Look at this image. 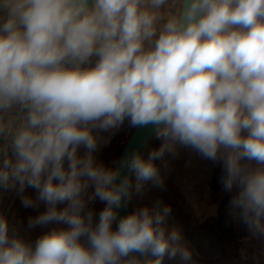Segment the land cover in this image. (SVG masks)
I'll list each match as a JSON object with an SVG mask.
<instances>
[{
    "label": "clouds",
    "instance_id": "9594fccd",
    "mask_svg": "<svg viewBox=\"0 0 264 264\" xmlns=\"http://www.w3.org/2000/svg\"><path fill=\"white\" fill-rule=\"evenodd\" d=\"M126 119L160 146L97 162ZM177 146L222 163L230 214L264 235V0H0V190L46 205L29 228L67 226L32 244L0 214V264H190L170 206L118 212Z\"/></svg>",
    "mask_w": 264,
    "mask_h": 264
},
{
    "label": "crops",
    "instance_id": "0c3cea01",
    "mask_svg": "<svg viewBox=\"0 0 264 264\" xmlns=\"http://www.w3.org/2000/svg\"><path fill=\"white\" fill-rule=\"evenodd\" d=\"M117 131H111V145L116 140L118 144L119 137L116 139L114 136ZM116 147L112 155H106L107 164L105 153L97 148L94 153L97 162L102 161L112 167L118 145ZM84 151L80 149L81 154ZM165 159L166 163H172L171 168L163 166L168 182L162 190L149 187L145 198L137 200L136 208L151 207L157 201L171 207L168 227H177L181 231L184 243L192 252L190 264H264V235H254L247 225L230 214L229 201L237 189L234 188L233 192L223 189L222 163L204 159L196 151L180 146H177L176 156L166 154ZM24 195L35 198L36 192L26 188ZM105 206L97 199L88 205V209L94 212V219L98 221V214ZM130 208L131 212L134 211L133 198ZM45 210L44 203H40L38 208H25L15 190H0V211L8 219L10 227L26 242L34 244L52 227H67L49 224L29 228V218ZM165 260L170 264H181L179 257Z\"/></svg>",
    "mask_w": 264,
    "mask_h": 264
},
{
    "label": "rangeland",
    "instance_id": "374dc122",
    "mask_svg": "<svg viewBox=\"0 0 264 264\" xmlns=\"http://www.w3.org/2000/svg\"><path fill=\"white\" fill-rule=\"evenodd\" d=\"M136 127H132L130 126L128 120L126 119L123 123L122 126H120L118 129H115V130H119L117 131V133H114V136L116 137H119V140H118V144H117V140L111 145L110 143V137H111V131L109 132H99L98 133V136L100 137V143H99V146H98V149L100 148L101 150H103V153H105V164H107V154H110L112 155V153L115 151V148H117L116 146L118 145V149L116 150L117 152H115L116 156L113 158V165L112 167H115L116 166V163H117V160L126 144V142L128 141L129 137L131 136L132 132L134 131ZM116 132V131H115ZM110 136V137H109ZM114 137V138H115ZM162 143L161 140H158L156 139L155 137L151 140L150 144L148 145V147L145 149V151L143 152V155L145 156V158L147 157L148 155V152L152 149V148H157L160 146V144ZM109 152V153H108ZM157 164V166L159 167L160 169V174L163 178V187H156V186H153L151 184V182H149L148 184L145 185L144 187V190L142 191V193L140 194H134L133 195V207H134V210L136 209V202L137 200L141 199L143 200L146 196V193L147 191L149 190V187L151 188L152 186L153 187H156L158 190H162V188L165 187V184L168 182V176L167 174L164 172L163 170V166H166L168 168H171L172 167V163H166V159L164 157L163 160H158L155 162ZM134 179V177H133ZM160 192V191H159ZM4 193L1 192V196H3ZM0 214H3V212L1 213L0 211ZM113 230H115V226L113 225Z\"/></svg>",
    "mask_w": 264,
    "mask_h": 264
},
{
    "label": "water",
    "instance_id": "95a60500",
    "mask_svg": "<svg viewBox=\"0 0 264 264\" xmlns=\"http://www.w3.org/2000/svg\"><path fill=\"white\" fill-rule=\"evenodd\" d=\"M155 137V132L152 129L151 126L149 127H136L134 131L132 132L131 136L129 137L128 141L126 142L118 160L116 163V166H118V162L125 158L126 156L132 154L133 152H140L143 154L145 149L148 147L150 144L151 140ZM124 174H128L126 171ZM119 182V181H117ZM119 212V217H123L127 214L131 213V208H130V202L128 205L120 210ZM115 227L117 226L116 222H114ZM163 264H170L168 263L165 259L163 261Z\"/></svg>",
    "mask_w": 264,
    "mask_h": 264
}]
</instances>
